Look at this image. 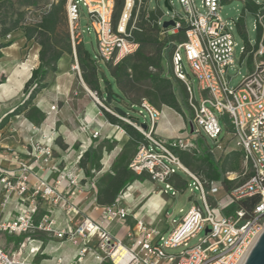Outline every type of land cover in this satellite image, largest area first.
I'll return each mask as SVG.
<instances>
[{"label": "built area", "instance_id": "1", "mask_svg": "<svg viewBox=\"0 0 264 264\" xmlns=\"http://www.w3.org/2000/svg\"><path fill=\"white\" fill-rule=\"evenodd\" d=\"M136 1L138 0H124L118 21L114 23V0H67L73 69H78L76 46L82 42L79 24L81 5L85 7L89 27L96 37L98 58L116 64L139 47V42L132 36V31L139 29L133 19ZM179 2L183 14L172 13L174 25L167 28L161 26V29L162 32L175 35L180 27H185L183 38L171 41V64L174 75L184 83L188 93L187 101L192 111V132L203 133L215 142L209 148L213 155L223 152L225 147L220 142L222 127L219 122V118H222L223 124L228 125L225 135H230L234 149L241 151L243 164L240 172H225V178L231 181L227 188H223L219 181L208 180L191 172L178 152L192 149V140L157 137L155 127L161 112L146 99H142L139 104V112L144 110L149 119L146 129L131 116H119L105 107L142 135L143 139L128 164L129 169L138 175L146 172L151 180L164 183V191L168 189L172 195L177 190L169 183V177L176 174L177 170L186 173L199 189L202 207L191 204L167 235L134 216L137 233L128 231L126 237L131 244L135 242V248L113 237L108 230V226L115 219L124 220L131 213L117 199L101 206L100 219L85 217L78 223H71L57 230L50 210H46L38 221H35L34 216L40 204L49 201L63 204L68 220L73 219L78 210L69 198L76 196L81 189L78 165L71 171H66V168L59 171L55 184H49L43 177L38 176L30 190L28 173L32 169V163L22 162L18 159V154L13 152L20 172L0 166V184L5 191L0 207L11 196L17 195L16 216L12 220H0V232L27 234V237L26 242H20L19 249L10 253L0 246V264H82L86 254L110 264H242L255 239L264 229V0H255L261 6L255 14V26L259 24L262 29L259 40L253 43L248 41L247 45L240 46L241 54L249 58L251 66L236 87L229 85L227 76V69L234 62L233 48L236 41L229 22L220 14L221 0H201L205 12L198 10L195 0ZM157 24L162 25L160 18L157 19ZM183 56L197 79L201 92L199 102L194 98ZM99 104L102 105L101 102ZM50 109H55V105L52 104ZM82 129H86V126ZM98 134L94 130L92 137ZM55 137L56 132L50 130L42 134V142L32 143L29 155L33 157V163H38L39 154L44 155L45 160L52 157ZM76 163L78 164V160ZM239 175L242 179L234 183L233 180ZM65 179L68 180V188L62 193L57 186ZM132 186V183H128L120 197L123 198ZM219 190L223 191L225 201L215 197ZM207 197L212 198V204ZM252 199L249 207L239 205L240 202ZM213 207L220 212L214 213ZM36 231L51 233L79 245L77 257L68 263L62 257H56L53 261L28 260V255L42 252L40 246L34 243L35 239L30 236ZM202 231L204 236L197 244L179 253L165 251L166 248L186 245L188 240ZM26 245L27 255L21 257Z\"/></svg>", "mask_w": 264, "mask_h": 264}, {"label": "crops", "instance_id": "2", "mask_svg": "<svg viewBox=\"0 0 264 264\" xmlns=\"http://www.w3.org/2000/svg\"><path fill=\"white\" fill-rule=\"evenodd\" d=\"M7 35L9 36L7 40L10 43L0 48V77L3 76L5 78L0 83V166L16 173L20 172L18 163L13 158V152L18 154V159L22 162L32 163V169L28 173V186L31 190V186L35 183L38 176L43 177L49 184H55L59 171H63L64 168H66V171H71L78 165L81 189L76 196L69 198L75 204L78 213L69 221L63 204L43 201L34 219L38 221L46 210H50L51 216L56 221L55 228L57 230L63 229L71 223H78L85 217L98 220L101 218V206L107 203L98 202L97 192L115 174V170L119 165L123 164V166L128 167L130 158L116 161L114 156L125 147L130 140V136L121 126L108 121L100 106L89 94L90 90L81 77L83 80L82 88L74 71H72L74 58L68 53L62 54L58 59L56 70L47 74L45 79L46 86L35 95L28 107L29 109L34 105L40 109L43 112L42 119L33 121V117L26 113L28 110L26 109L9 116L6 121H2L9 112L22 103L24 98L21 100H16V98L20 93H23L22 89L25 81L30 77L31 70L37 67L39 63V45L35 41H26L21 31L19 33L14 31ZM28 42L34 43V49L30 52L25 47ZM67 95H69L67 107L70 110L68 116L72 121L66 118L63 105L59 110L53 109L54 111H50V106L53 102L57 99L62 100ZM162 106L173 110L168 106ZM174 112L177 113L176 111ZM22 118L27 122L26 128L18 125ZM81 119L88 123L90 127L82 129V126H78L79 129H82L81 132H78L74 129V124L82 125L83 121ZM53 120H58L59 126L56 132V140L54 139L52 144V157L45 160V156L39 154L38 163H33V157L29 155L31 145L33 142L43 141L42 134L50 132V123ZM94 130L100 131V136L92 137ZM173 133L174 130L169 128L159 118L155 127V135L161 139H169L174 135ZM98 137L115 138L117 141V152L115 148L108 152L103 151L102 159L95 158L93 163L90 161H86L83 164L80 163L84 151L88 148L93 150L94 146L91 143ZM59 142H61L60 145ZM75 142H79L77 147H74ZM105 157L109 158V160L104 159ZM77 160L78 164L76 163ZM107 177L108 180L105 179ZM174 178L180 181L181 178L174 174L168 179L169 183L176 189L180 183L175 182ZM155 182L150 179L146 172H143L140 175L135 174V179L130 182L133 186L123 198L120 197V193L125 187L118 191L114 200L117 199L120 205L128 207L131 213L124 220L115 219L108 226V230L113 237L122 240L123 243H131L127 239L126 234L128 231L137 233L134 216L141 218L155 229L164 232L167 208L171 204L174 195H167L166 191L160 189ZM67 188V179L61 181L57 186V189L62 193H65ZM4 195L5 191L2 189V184H0V201ZM17 200L18 196L14 194L4 206L0 207V220H12L15 218V203ZM9 202L11 203V211L5 212L4 208ZM123 229H126L124 237H118V233ZM30 236L35 239L34 243L38 244L42 250L41 253H37L40 259L36 260L53 261L56 257H62L64 262L68 263L73 261L78 255L79 245L74 244L78 249H61L60 251L61 238L51 233L36 231ZM20 242L22 241H17V244H20ZM106 262L104 261V263Z\"/></svg>", "mask_w": 264, "mask_h": 264}, {"label": "rangeland", "instance_id": "3", "mask_svg": "<svg viewBox=\"0 0 264 264\" xmlns=\"http://www.w3.org/2000/svg\"><path fill=\"white\" fill-rule=\"evenodd\" d=\"M45 1L51 2L52 0H41L40 3L44 4ZM195 2H196V6L198 10L201 12H205V8L201 6V0H195ZM168 3L172 7V10H169L165 6L164 0H138L136 1V5L133 11V19L135 21V24L139 26L140 15L143 11L147 13V12H150V10H156L157 11L156 19L160 18L161 23L165 20L171 19L172 13L183 14V8L179 0H168ZM43 7H48V4L43 5ZM116 11L117 9L114 5L113 14H115ZM120 14L121 13H119L117 17V21H118ZM220 14L226 21L229 22L231 26V32L234 36V40L236 41V45L233 48L234 62L227 69L229 85L231 87H236L238 83L241 81L242 77L249 72V69L251 66V62L249 58L243 57V55L241 54L240 46L247 45L248 41L252 43L256 41L257 39V32L255 29L256 15L244 7L243 0H226L224 2H221ZM39 15H40L39 10H33V11L28 10L25 14V20L31 21V22L36 21L39 19ZM240 18L243 22L244 32L242 34L239 32L237 28V21ZM113 22H115L114 17H113ZM79 24H80V29L82 32V42L80 43L79 46L83 45L90 52V56L95 61V64H97L96 72L100 73L99 74V87L102 90H104L106 85L107 86L110 85L113 91L116 92L114 97H112L111 102L120 106L127 113V115L131 116L133 119H135L139 123L148 124L149 119L145 111L142 110L141 112H139V109H141L139 104L142 99H147L150 102V99H149L150 93L147 87V83L140 80L138 74L133 75L131 81L123 85L122 87L123 93L119 91L118 87L115 86L113 82V78L111 77L110 72H109V70H111L115 64H112V62L110 61H105V60H101L98 58L96 37L91 27H89L87 13H86L85 7L82 5L79 10ZM143 26L145 28H149L150 25L144 21ZM162 31H163L162 29L153 31L155 37L157 38L158 43L146 44L143 48V52L147 56H149L150 61L153 62V64L149 65L148 67V69L151 72H156V73L163 72V73H167L169 77H172V73H173L172 64H171L172 48L168 50L165 48L168 43H171V41H174L175 37L169 35L166 32H162ZM16 33H19V30H17ZM8 38H9L8 35L4 37L0 36V43L6 41ZM25 47H27L26 48L27 51L30 52L34 49V43L28 42L25 45ZM165 52H166V57H167L166 63L164 61L159 60L160 58L163 57ZM77 54H78V51H77ZM70 55L73 58L72 54ZM77 58H78V69H72V71H74L76 78L78 79V81L80 82L83 88V82H82L83 80L81 79L82 72H83V66L80 62V56L77 55ZM83 61L86 62L88 67H90V62L89 61L87 62L86 58H83ZM131 62H133V60ZM156 62H158L161 65V67H159L158 65H155ZM183 62L185 65V71L188 74L191 85H192V91H193L194 98L197 102H199L201 99V92L198 88L197 79L192 74L187 62L185 61L184 56H183ZM167 65H168V68H167ZM178 84L181 86L184 85V83L181 80L178 82ZM88 89L92 93L91 94L89 92V94L95 97L94 98L92 96L93 100L97 103L98 106H103L104 109L108 108L113 113L121 116L111 104H107L106 101L102 100L101 97H99L94 90L90 89L89 87ZM25 97L26 96L24 95V93H20L18 97L16 98V100H21L23 98L25 99ZM67 98H69V95L64 96L62 100L57 99L55 102H53V104L55 105L54 110L56 109L59 110L63 105L64 110L66 112V118L70 120L71 118L68 116L70 110L67 107L69 103ZM185 100L187 102V106H189L187 98ZM98 101L101 102L102 105H100ZM131 103H133L132 106H131ZM152 104L160 110L161 112L160 120L163 121L165 124H167L169 128H172L174 130V133H173L174 135L169 139H173V138L177 139L181 137V138H190V140H192L193 148L190 149L189 151H184V152L188 153L190 156H194L193 152L199 153V152H202L204 149H209L210 147L214 146L215 142L212 139H209L208 137H206L203 133L192 132V126H191L192 111L189 107L187 108L184 106L182 107V113H178V112L175 113L173 110L163 107L162 105L155 104V103H152ZM54 110L50 109V111H54ZM26 113H28L29 115L33 117L32 118L33 121H40L42 119L43 112L41 110L39 114L34 109L31 108V109H28ZM81 120L83 121L82 125L74 124V129L78 132L82 131V129H79L78 126H82V127L86 126V128L90 127V125L88 123H85L83 119ZM222 121L223 119L219 118V122L222 127L220 142L225 147V150L223 152H216L214 154V156L216 157L220 154L221 155L220 160L223 159V157L226 154H228L230 151L235 150L233 142L230 139V135H228V137L225 135V131L228 130V125H224ZM18 125L22 128H26L27 122L22 118L21 122H19ZM58 126H59V121L53 120V122L50 123V130H54L55 132H57ZM97 136H100V133ZM55 140H56V137H55ZM61 142H59V145L61 144ZM78 143L79 142H75L74 147H77ZM91 145L94 146L93 147L94 159L101 158L104 153L103 151L108 152L110 150H114L115 148L117 152V149H116L117 141L115 138H112V137L110 138L98 137L96 140L92 141ZM137 146L138 145L134 147L130 146V147L122 148L114 156L116 161H120V160L128 159V158L132 159L137 151ZM180 152L181 151H179L178 153ZM104 159L109 160V158L107 157H105ZM198 162L199 161H196V163ZM242 164H243L242 159H240L239 169L236 171H231V172L238 174L242 168ZM188 169L197 175H200L202 177L204 176L203 170L194 171L189 167ZM176 174L181 178V181L178 180L177 178H174V181L179 182L180 185L176 188L177 193L172 197L173 200L171 204L169 205V207L167 208L166 218H165V223H164L165 225L164 234L165 235H167L171 231L173 226L178 221H180L181 217L189 209L191 204L194 203L202 207L200 192H199L198 187L195 186L193 179L189 175H187L186 173L180 170H177ZM105 179L108 180V177ZM240 179H242L241 175L235 178L233 182L235 183ZM155 183L157 186H159L160 189L162 190L164 189V183L160 181H156ZM165 191L167 195L171 194L170 190L165 189ZM215 197L219 199L220 201H225L222 190H219L215 194ZM207 200L208 202L212 204V198L207 197ZM10 204H11L10 202L7 203L6 207L4 208L5 212L11 211ZM213 212L218 213L220 212V210L217 209L216 207H213ZM125 233H126V229L121 230L118 233V237L123 238ZM0 236H1L0 241L3 242V243L0 242V246L4 249V251H6L7 253H10L12 249H19L20 244H17V241L26 242L27 234L15 236V235H8L7 233L0 232ZM203 236H204V231L198 233L195 237L188 240L186 245H180L174 248H166L165 251L168 253H179L181 250H184L188 247H191L197 244L200 238H202ZM125 244H127L131 248H135V242H133V244H131L130 242H125ZM25 247L26 248L24 249V252L21 257H24L27 255V245ZM73 248H76L73 243H71L70 241H67L66 239H61L60 251L61 249L71 250ZM76 249H78V247ZM38 257H39L38 254L31 255V256L28 255L27 259L28 260L40 259ZM103 263L99 261L98 259H95L93 256H89L88 254L84 256L83 264H103ZM104 264H110V263L106 262ZM164 264H167V262H165Z\"/></svg>", "mask_w": 264, "mask_h": 264}, {"label": "trees", "instance_id": "4", "mask_svg": "<svg viewBox=\"0 0 264 264\" xmlns=\"http://www.w3.org/2000/svg\"><path fill=\"white\" fill-rule=\"evenodd\" d=\"M40 1L41 0H0V36L4 37L11 32L19 30L22 32L26 41L33 40L39 45V63L37 67L31 70L30 77L25 81L22 89L26 97L23 99L22 103L9 112L2 121H6L11 115L28 109L35 95L46 86L47 83L45 79L47 74L56 70V63L62 54H72L66 13L67 0L45 1L44 4H41ZM114 1L117 11L113 14V17L116 22L119 13L122 11L124 0ZM224 1L226 0H221V2ZM243 2L244 7L254 14H256L261 7L255 0H243ZM45 4H48V7H43ZM28 10H39V19L32 22L26 21L25 14ZM156 18V10H150V12L147 13L143 11L141 13L138 26L139 29L132 31L133 38L139 42L138 49L133 54L120 59L109 72L115 86H117L118 90L122 93L123 85L130 82L133 75L138 74L139 79L147 83L150 93V102L146 100L150 104L165 105L178 113H182V107H189L185 100L188 97L185 85H179L178 82L180 80L174 76L173 73L172 77H169L167 73L151 72L148 67L152 65L153 62L150 61V57L143 52V48L146 44L158 43L153 31L161 29L162 25L157 24ZM144 21L150 25L149 28L143 26ZM237 28L241 34L244 32L241 18L237 21ZM184 29L185 27L182 26L179 28L177 34L171 35L175 37L174 41L183 38ZM255 29L257 32L256 40H259L262 30L261 26L257 24ZM9 43V40L0 43V48ZM79 45L80 43L76 46V55L80 56V62L83 66L82 79L86 85L94 90L107 104H111L121 116H129L120 106L111 102L116 92L113 91L110 85H106L104 90L99 87L100 73L96 72L97 64H95V61L91 58L90 52L83 45ZM171 48H173V44L168 43L165 49L168 50ZM83 58H86V61L90 62V67L83 61ZM132 60L133 62H131ZM159 60L165 63L167 62L166 52ZM155 65L161 67L158 62H156ZM4 80L5 78L3 76L0 77V83ZM132 104L133 103H131V106ZM31 108L40 114V110L36 106L33 105L29 109ZM100 108L109 122L121 126L129 134L130 140L126 143L125 147H134L142 141V135L136 128L104 109L103 106H100ZM184 151L187 150H182L179 155L187 167L194 171L203 170L204 178L219 181L223 188H227L231 184V181L225 178V172L236 171L240 167L241 151L239 150L230 151L221 160L220 154L216 157L209 149H204L199 153L193 152L194 156H190ZM86 161H90L91 163L94 162L93 150L91 148L85 150L81 156L80 163L83 164ZM196 161L199 162L196 163ZM134 179L135 174L127 166H123V164L119 165L115 170V174L108 180L106 185L98 190V202L107 204L113 202L118 191ZM252 202L253 199L251 201L240 202L239 205L242 207H249Z\"/></svg>", "mask_w": 264, "mask_h": 264}, {"label": "water", "instance_id": "5", "mask_svg": "<svg viewBox=\"0 0 264 264\" xmlns=\"http://www.w3.org/2000/svg\"><path fill=\"white\" fill-rule=\"evenodd\" d=\"M164 4L169 10H171V6L168 3V0H164ZM172 25H174V20L172 19H168L162 22L163 28H167L168 26ZM141 126L144 129H146L147 127L145 123H141ZM242 264H264V229L255 239Z\"/></svg>", "mask_w": 264, "mask_h": 264}]
</instances>
